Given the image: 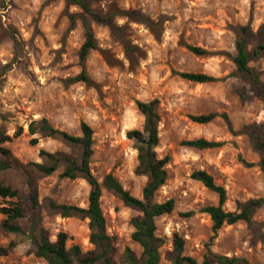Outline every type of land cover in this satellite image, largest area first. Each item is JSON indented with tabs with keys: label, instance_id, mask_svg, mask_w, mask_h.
Returning a JSON list of instances; mask_svg holds the SVG:
<instances>
[{
	"label": "rangeland",
	"instance_id": "obj_1",
	"mask_svg": "<svg viewBox=\"0 0 264 264\" xmlns=\"http://www.w3.org/2000/svg\"><path fill=\"white\" fill-rule=\"evenodd\" d=\"M93 7L103 13L135 11L151 21H161L154 35L144 24L116 16L112 32L107 26L88 20L97 49L89 52L85 70L91 84H68L66 80L81 70L79 49L85 31L78 18L80 10L64 0H0V132L11 137L0 144V183L17 189L25 216L19 221L21 233L0 230V264H47L35 255L36 229L46 230L55 240L58 232L68 236L66 247L77 245L85 253L88 242L87 219L61 217L50 208L56 204L86 207L88 184L80 177L61 178L63 166L50 175H42L31 163H45L39 151L61 152L74 159L80 147L60 139L32 137L27 125L46 118L51 126L72 135H80V123L92 129L89 168L101 186L99 204L105 217L106 232L113 237V264H124L129 248L139 256L141 248L131 240L130 220L137 214L107 191L103 178L113 175L131 195L140 198L146 176L137 175V152L128 130H141L144 118L136 101H159L157 157L169 156L167 179L154 201L173 199L169 214L155 219L156 235L163 241L158 264H171L168 253L172 236L184 239L183 255L198 263L208 250L228 257L245 258L249 264H264V206L252 217L224 224L215 233L202 208L217 204V196L200 182L190 178L195 170L209 173L224 187L227 199L222 206L236 211L243 202L264 195L262 173L256 163L259 154L254 140L264 139V105L255 87L235 68V42L238 28L248 26L245 36L251 56L249 67L264 82V0H96ZM76 15L69 27L67 14ZM135 47L129 59L118 35ZM186 45L203 48L206 55L190 52ZM177 72H199L217 78L214 82L193 83ZM227 113L231 131L216 116L198 124L191 115ZM22 133L14 137L15 131ZM205 138L220 142L210 149H196L184 140ZM250 164V165H249ZM37 195L33 209L30 187ZM14 199L0 198V208ZM191 211L190 216H184ZM3 216L0 214V222ZM35 229V230H34ZM2 253V252H1ZM72 264H79L74 261Z\"/></svg>",
	"mask_w": 264,
	"mask_h": 264
},
{
	"label": "trees",
	"instance_id": "obj_2",
	"mask_svg": "<svg viewBox=\"0 0 264 264\" xmlns=\"http://www.w3.org/2000/svg\"><path fill=\"white\" fill-rule=\"evenodd\" d=\"M96 0H64L67 6H75L80 10L78 18L84 27L85 37L79 49V63L81 70L75 76L69 77L66 82L68 84L81 82L91 84V79L85 70V61L90 51L97 49L96 38L88 24V20L107 26L112 32L117 31L114 24L116 16L127 17L129 20L144 23L150 31L157 35L160 32L161 21L153 22L146 15L135 11L116 10L103 13L93 7ZM67 14L69 27H73L76 21V15ZM120 30V29H118ZM248 34V26H240L238 28V38L235 42V55L232 61L236 71L246 78L256 89L257 97L264 105V82L249 67L248 62L251 56L247 49L245 36ZM123 44L126 56L131 59L135 51V47L118 35ZM186 48L195 55H206L207 51L203 48L186 45ZM180 78L198 84L214 82L217 78L199 72H177ZM136 108L144 118L141 130L132 129L126 132V138L132 140L135 144L137 152V165L135 173L137 175L146 176V182L141 189L140 198L131 195L125 190L118 180L111 174H107L103 178V186L116 196L124 206L136 210L137 214L130 220L133 228L131 240L141 248V253L136 256L129 248H125L123 253L124 264H158L160 261L159 248L163 241L155 233V219L169 214L174 208L173 199L164 202L154 201L156 190L164 184L167 179L166 164L169 162V156L165 155L161 158L157 157L155 147L158 144V123L160 121L159 101L154 98L147 102L136 101ZM216 116L220 117L229 131H231V122L227 113H208L191 115L190 119L198 124L210 122ZM80 135H72L63 130H59L50 125L46 118L32 120L27 125V132L32 137L29 140L30 145H36L39 137L33 135L38 134L40 137H48L52 139H60L69 145H77L80 147V155L78 159H74L61 152L39 151V156L47 159L45 163H31L42 175H50L57 170L59 165L63 166L60 173L61 178L74 179L80 176L89 186L86 207H78L74 205L56 204L50 202V208L54 209L61 217L75 216L81 219H87V227L89 230L88 242L93 246L92 250L83 253L77 245L69 248L66 247L68 236L65 232H58L55 240L51 241L45 229L39 227L36 229L37 238L34 240L35 255L45 260L47 264H72L76 261L79 264H113L112 253L113 237L106 232L105 217L101 211L99 198L101 196V186L97 179L92 175L89 162L93 154L92 149V129L84 123H80ZM264 129V126H263ZM22 129L18 128L14 137L19 136ZM11 137L0 132V144L10 141ZM182 144L196 149H210L220 146V142L207 140L205 138H195L182 141ZM254 149L259 154L256 163L262 173L264 181V139L258 137L253 143ZM2 155L6 156L8 151L0 148ZM250 165V164H249ZM7 168L5 161L0 162V169ZM190 178L200 182L206 189L210 190L217 196L216 205H208L202 208V212L206 213L211 220V229L215 233L224 224H234L242 221L247 225L252 224L254 212L264 206V195L258 198L249 199L239 205L236 211H226L222 208L227 196L223 186L216 184L213 177L204 170H195L191 173ZM29 184V183H28ZM29 201L34 209L37 206V195L35 190L29 184ZM0 198L14 199L0 208V214L3 216L0 222V230L5 233H21L19 221L25 216L24 206L20 198L19 191L8 185L0 183ZM191 211L184 214L190 216ZM35 230V229H34ZM184 239L174 233L172 236V249L168 253V259L171 264H249L242 257H228L213 253L210 250L202 257L198 263L194 258L183 255ZM2 252V253H1ZM5 251L0 248V255Z\"/></svg>",
	"mask_w": 264,
	"mask_h": 264
}]
</instances>
